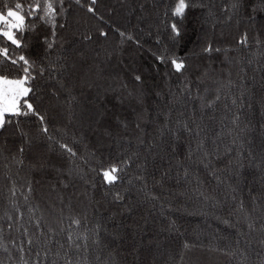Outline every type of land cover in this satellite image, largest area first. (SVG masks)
<instances>
[{
	"label": "trees",
	"instance_id": "16d2710c",
	"mask_svg": "<svg viewBox=\"0 0 264 264\" xmlns=\"http://www.w3.org/2000/svg\"><path fill=\"white\" fill-rule=\"evenodd\" d=\"M52 2L2 69L36 114L0 129V264H264V0Z\"/></svg>",
	"mask_w": 264,
	"mask_h": 264
},
{
	"label": "snow or ice",
	"instance_id": "6c2138e0",
	"mask_svg": "<svg viewBox=\"0 0 264 264\" xmlns=\"http://www.w3.org/2000/svg\"><path fill=\"white\" fill-rule=\"evenodd\" d=\"M77 2H79V0H77ZM92 3H95V0H92ZM42 7L44 10V16H42L41 19L46 18L50 23L55 25V17L57 13L52 0H44L43 4L41 3V0H35L30 6V11L27 13L24 12L23 5L19 2L16 3L14 7L6 5L4 8H0V41L4 42L3 45L0 46V129H3L8 122L5 118L6 115L22 116L36 114L33 105L28 103L27 100H23L21 103V97H26L31 92V88L26 86L28 82L33 79L29 67L26 66L23 68L24 75L21 78H10L9 73L4 72L2 69L4 65L9 62L12 65H16L20 62H23L24 65H29V61L24 55L13 56L11 54L12 46L16 49L23 47L21 33L25 30L27 19L31 18V16ZM188 7L189 4L186 0H177L175 7L172 9V15L174 17H183L185 10ZM88 10L90 12L94 11L91 7ZM171 30L174 34V38L180 35V29L176 23L171 25ZM101 35H105V33L101 32ZM121 36H124V33H121ZM86 39H91V37H86ZM241 42H246V39H242ZM49 47H51V45H49ZM204 51L211 52V46L209 45ZM217 51L219 50L217 49ZM160 59H163V57ZM171 65L177 72H180L185 68L183 60L178 57L171 58ZM135 79L139 81L141 77L136 76ZM40 120L43 122L44 118L40 117ZM43 131L46 132L47 128H44ZM61 147L65 149L66 152L72 153V149L67 145H61ZM72 154L74 155V153ZM120 171V166L116 164L103 169L102 175L104 182L109 185L117 182L119 179L118 173ZM116 198L121 199L119 195H117ZM74 223H78V221H74ZM29 243H31V241Z\"/></svg>",
	"mask_w": 264,
	"mask_h": 264
},
{
	"label": "rangeland",
	"instance_id": "374dc122",
	"mask_svg": "<svg viewBox=\"0 0 264 264\" xmlns=\"http://www.w3.org/2000/svg\"><path fill=\"white\" fill-rule=\"evenodd\" d=\"M27 86V85H26ZM22 98V97H21Z\"/></svg>",
	"mask_w": 264,
	"mask_h": 264
}]
</instances>
